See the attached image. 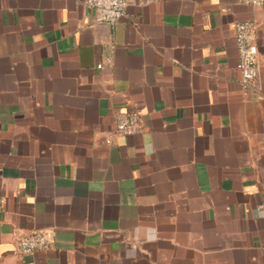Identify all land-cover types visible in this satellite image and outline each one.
Here are the masks:
<instances>
[{"label": "crops", "instance_id": "crops-1", "mask_svg": "<svg viewBox=\"0 0 264 264\" xmlns=\"http://www.w3.org/2000/svg\"><path fill=\"white\" fill-rule=\"evenodd\" d=\"M85 1L0 0V264H264V7ZM129 110L143 130L107 143ZM36 229L52 247L20 253Z\"/></svg>", "mask_w": 264, "mask_h": 264}, {"label": "built area", "instance_id": "built-area-1", "mask_svg": "<svg viewBox=\"0 0 264 264\" xmlns=\"http://www.w3.org/2000/svg\"><path fill=\"white\" fill-rule=\"evenodd\" d=\"M162 0H145L151 4ZM238 3L250 6L264 7V0H238ZM87 7L95 9L98 19L114 24L127 15V0H86ZM256 22L251 19L240 20L236 23V43L240 59V84L244 89L252 88V83L258 76L259 49L255 41ZM103 64H98L102 68ZM144 128V120L135 110L119 112L116 115V125L112 134L106 139L107 143L118 135H134ZM51 232L45 229H36L30 232H21L16 236L18 251L22 254H32L40 250H48L53 245Z\"/></svg>", "mask_w": 264, "mask_h": 264}]
</instances>
